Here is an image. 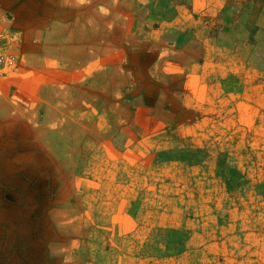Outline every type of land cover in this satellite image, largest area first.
<instances>
[{
    "label": "rangeland",
    "instance_id": "1",
    "mask_svg": "<svg viewBox=\"0 0 264 264\" xmlns=\"http://www.w3.org/2000/svg\"><path fill=\"white\" fill-rule=\"evenodd\" d=\"M0 264H264V0H0Z\"/></svg>",
    "mask_w": 264,
    "mask_h": 264
},
{
    "label": "built area",
    "instance_id": "2",
    "mask_svg": "<svg viewBox=\"0 0 264 264\" xmlns=\"http://www.w3.org/2000/svg\"><path fill=\"white\" fill-rule=\"evenodd\" d=\"M1 42V40H0ZM13 56L11 54H7L3 49L2 46L0 44V67L4 66V67H8L9 65L13 64Z\"/></svg>",
    "mask_w": 264,
    "mask_h": 264
}]
</instances>
